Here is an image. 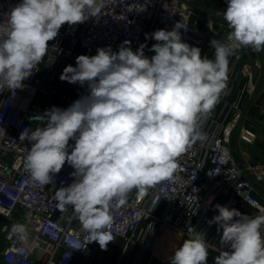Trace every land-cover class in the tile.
I'll return each instance as SVG.
<instances>
[{
    "label": "clouds",
    "instance_id": "9594fccd",
    "mask_svg": "<svg viewBox=\"0 0 264 264\" xmlns=\"http://www.w3.org/2000/svg\"><path fill=\"white\" fill-rule=\"evenodd\" d=\"M101 7L100 0H21L12 7L0 23V88H23L61 27L82 24ZM223 16L230 31L227 43L210 41L215 59L184 42L179 29L187 28L179 23L145 35L156 41L150 58L146 44L134 52L128 40L115 52L109 46L78 55L60 80L86 84L87 94L67 108L52 106L38 116L43 127L20 133L31 144L25 168L35 182L51 184L66 163L74 169V182L55 196L61 210L73 207L88 233L84 247L97 242L107 250L113 241L106 229L114 198L123 199L133 188L143 192L172 174L176 158L198 138L197 117L210 112L227 88L229 57L241 48L264 51V0H227ZM215 208L219 214L207 222L222 230L220 244L229 250L215 256L214 264H264V214ZM8 211L0 206V214ZM12 231L26 239L24 225ZM189 231L193 234L174 250L170 264H207L206 233Z\"/></svg>",
    "mask_w": 264,
    "mask_h": 264
},
{
    "label": "built area",
    "instance_id": "2783aa9c",
    "mask_svg": "<svg viewBox=\"0 0 264 264\" xmlns=\"http://www.w3.org/2000/svg\"><path fill=\"white\" fill-rule=\"evenodd\" d=\"M21 0H0V23L5 13ZM100 14L82 24H65L57 37L48 42L49 49L33 73L23 81V88L10 91L0 88V206L7 213L2 227L5 247L1 254L6 264H72L76 258L92 259L97 242L87 243L88 233L83 230L71 205L58 207L55 193L74 182V169L67 163L51 184L35 182L25 168L27 148L31 144L21 140L20 133H29L44 126L38 117L52 107L54 98L71 105L75 100L57 91L52 84L44 85L42 69L47 64L51 81L56 73L54 58L63 57L76 65L78 55H95L97 48L111 47L115 52L125 40L130 41L135 52L146 44L144 53L149 58L156 41L145 39L155 30H173L179 23L182 40L201 49L208 57L207 46L215 33L216 22L203 19L194 13L183 0H100ZM141 5L144 11L134 9ZM139 11V12H138ZM194 16H196L194 18ZM248 66L241 71L248 74ZM231 79L225 92H231ZM39 94L48 100L34 106ZM218 116L213 109L197 117L195 133L198 138L190 143L184 153L176 158L177 167L171 175L159 180L141 192L131 189L123 199L116 197L110 204L112 222L106 231L118 237L125 246L138 247V255L152 252L166 229L183 237L195 231L206 233L208 252L219 254L229 250L220 244L221 232L217 225L207 221L218 215L215 205L235 208L249 216L264 214V165L253 168L255 174L248 178L237 164L230 146V138L239 118V100L224 101ZM216 104V103H215ZM75 141H70L74 145ZM15 224L26 228V239L13 233ZM84 247V248H82ZM76 248H82L75 250ZM71 253L69 259L64 256Z\"/></svg>",
    "mask_w": 264,
    "mask_h": 264
},
{
    "label": "crops",
    "instance_id": "0c3cea01",
    "mask_svg": "<svg viewBox=\"0 0 264 264\" xmlns=\"http://www.w3.org/2000/svg\"><path fill=\"white\" fill-rule=\"evenodd\" d=\"M227 22L217 21L215 33L211 40L227 43L229 34ZM208 58L215 59L214 48L207 46ZM248 66V74L241 69ZM231 79V92H221L214 105L213 117L218 116L224 101L239 100V118L231 133V149L237 164L243 169L248 178H252L251 171L259 164H264V51L257 54L245 52L241 48L235 55L229 57L228 80ZM256 156L260 162L256 161ZM263 160V161H262ZM184 238L171 229L163 231L152 252H142L138 255V247L125 246V242L113 237L107 245V250L97 251L92 259L76 258L72 264H170V257L174 250L182 244ZM6 245V244H5ZM218 254L209 252L207 264H214V257ZM0 264L2 262L0 257Z\"/></svg>",
    "mask_w": 264,
    "mask_h": 264
},
{
    "label": "rangeland",
    "instance_id": "374dc122",
    "mask_svg": "<svg viewBox=\"0 0 264 264\" xmlns=\"http://www.w3.org/2000/svg\"><path fill=\"white\" fill-rule=\"evenodd\" d=\"M185 1L190 7H192L195 14H197L199 17L203 19L212 18L215 22L219 21H225L224 19V12L227 7V0H183ZM196 16H194L195 18ZM245 52L249 54H257V52L253 51L251 48H245ZM263 51L259 52L262 53ZM53 64L55 65L56 73L54 78L50 81L49 74L47 72L48 65L46 64L42 69V75L44 76V85L52 84L54 88L57 91H62L66 94H68L73 99H79L81 96L86 95L88 92L87 85L81 86L80 84H70L66 81L60 80V75L62 74L63 69L67 65H72L68 60H66L63 57H56L54 58ZM75 67L76 65H72ZM48 100V97L44 94L37 95L34 106H40L43 101ZM52 106H56L58 108H67L70 105L66 102H62L60 99L54 98L51 101ZM230 146H231V138H230ZM256 161L260 162V158L256 156ZM263 161V160H262ZM259 164H257L258 166ZM264 165V164H262ZM255 172L251 171V176ZM5 223V219L0 217V257L2 254V251L5 247V241H4V234L2 227ZM186 239V238H184Z\"/></svg>",
    "mask_w": 264,
    "mask_h": 264
}]
</instances>
